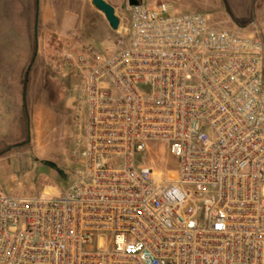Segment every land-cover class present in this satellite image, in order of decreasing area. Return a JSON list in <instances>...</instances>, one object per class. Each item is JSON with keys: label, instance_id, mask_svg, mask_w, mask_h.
I'll return each instance as SVG.
<instances>
[{"label": "built area", "instance_id": "built-area-1", "mask_svg": "<svg viewBox=\"0 0 264 264\" xmlns=\"http://www.w3.org/2000/svg\"><path fill=\"white\" fill-rule=\"evenodd\" d=\"M130 6L115 48L69 40L62 192L0 193V264H264V56L204 13ZM164 141L167 174L136 161Z\"/></svg>", "mask_w": 264, "mask_h": 264}, {"label": "rangeland", "instance_id": "rangeland-1", "mask_svg": "<svg viewBox=\"0 0 264 264\" xmlns=\"http://www.w3.org/2000/svg\"><path fill=\"white\" fill-rule=\"evenodd\" d=\"M61 1L63 0H0V126L3 124L8 129L16 128L15 131L6 132L4 140L0 137V142L3 143V147H0L3 152L0 154L1 194L31 197L44 196L48 192L54 195L63 192L66 187L60 183L56 185L54 182L57 177H50V167L43 164H61L71 159V152L77 141L73 131L76 76L65 69H56L54 58L63 52L69 40H82V33L72 35L80 26L76 17L79 0H65V7V4H59ZM111 1L115 4L117 16L126 24L129 0ZM169 1L138 0V3L149 6L154 11L159 4ZM247 1L209 0V4L206 3L200 12L206 15L212 27L234 32L231 29L233 26H252V22L258 20L256 10L252 5L248 6ZM85 2L86 7L81 11L88 22L98 26L97 34H101L103 27L100 26V16L90 9L89 0ZM38 6H42L43 19H40V10H36ZM48 11L55 17L52 22L53 17L50 18ZM36 12L38 47L32 63L36 46ZM186 12L194 13L192 9ZM258 39L264 51V32L259 33ZM89 41L94 46L101 47L100 39ZM23 50L25 53L22 62ZM25 79L26 108L22 100ZM15 103L16 111L13 109ZM20 103L22 108L18 112ZM14 144L18 146L8 149ZM145 145L147 150L136 155L137 162H144L145 166L163 174L175 168L176 163L168 156L166 142L145 141ZM60 181L64 183L63 180Z\"/></svg>", "mask_w": 264, "mask_h": 264}, {"label": "crops", "instance_id": "crops-1", "mask_svg": "<svg viewBox=\"0 0 264 264\" xmlns=\"http://www.w3.org/2000/svg\"><path fill=\"white\" fill-rule=\"evenodd\" d=\"M85 1H87V0H79V5H78L76 17L78 19V25H80V26L72 35L80 32L83 35L82 41L91 44L89 39H100L101 47H99V46H97V47H99L101 49H107V50L114 49L116 46L115 41L117 38L116 32H112L113 30H111L112 28L109 26L104 15L101 12H99L98 10H96L95 7L92 5L91 0H89L88 6L91 7L90 9L93 10V12H95L98 16H100V21H101L100 26L103 27L102 33L97 34L96 30H97L98 26L95 25L94 23L92 24L91 22H88L85 15H83L84 12L82 13V11H81L82 8L86 7ZM107 1H108V3H110L111 5H113L115 7V4L111 0H107ZM206 3L209 4V0H170L169 3H166V4L169 7L168 10L170 13L181 14V13H187L186 11L190 10V9H192V11H194V13L200 12L201 10L204 9V6L206 5ZM59 4L60 5L65 4V5H63L65 7L66 1L63 0ZM247 4H248V6L252 5V7L256 10L255 13H256V16L258 17V20L252 22V26H247L246 24L233 26L231 29L234 32H232V31L231 32L236 33V35H251L253 37L256 36L255 38H257V37L259 38V33L264 32V0H248ZM39 6H40V2H39ZM39 6L36 7V10L37 11L40 10V15H41L40 19H43L42 6L40 8H39ZM195 11H197V12H195ZM36 14L38 15V12H36ZM48 15H50L49 11H48ZM51 16L53 17V19H51V22H52L55 19V17H54V15H50V18H52ZM35 17H36V15H35ZM37 26H38V24H37ZM35 27H36V23H35ZM35 27H34V31H35ZM36 35H37V28H36ZM22 53H23L22 54V62H23L25 51L23 50ZM0 81H1V79H0ZM2 95H3V93H2ZM22 100H23V89H22ZM16 108H17V104L15 103L13 109L16 111ZM20 108H22L21 103L19 105V108L17 109L18 112H20ZM0 122H1V119H0ZM2 126H3V124H2ZM2 126H0V128H2ZM13 126H15V125H13ZM3 127H4L3 129H0L1 130V132H0L1 140H4L6 132H9V131L12 132V131H15V129H16L15 127L8 129V128H6L5 125ZM0 143H1L0 147H3V143L2 142H0ZM16 146H18V144L11 145L8 149L16 147ZM0 154H3L2 150L0 151Z\"/></svg>", "mask_w": 264, "mask_h": 264}, {"label": "water", "instance_id": "water-1", "mask_svg": "<svg viewBox=\"0 0 264 264\" xmlns=\"http://www.w3.org/2000/svg\"><path fill=\"white\" fill-rule=\"evenodd\" d=\"M91 2H92V5L95 7V9L104 15L109 26L112 28L111 30L117 31L120 27V18L116 14L115 7L113 5H111L110 3H108L107 0H91ZM129 4H130V6H133V5L138 4V1L132 2L131 0H129ZM37 24H38V15L36 14V27H35L36 46L34 47L32 63H33L34 59L36 58L37 47H38L37 37H36L37 36L36 35V28L38 27ZM31 65L29 66V68H31ZM29 68L27 69V72H28ZM26 88H27V80H25V88H23V102H24L25 108H26V101H25Z\"/></svg>", "mask_w": 264, "mask_h": 264}, {"label": "trees", "instance_id": "trees-1", "mask_svg": "<svg viewBox=\"0 0 264 264\" xmlns=\"http://www.w3.org/2000/svg\"><path fill=\"white\" fill-rule=\"evenodd\" d=\"M43 164L50 167L49 172L52 173L50 177H57V181L54 182L56 185L60 183L61 185H65L66 187L64 189H66L74 181L77 164L72 159H67L65 163L61 164H52L49 162H43ZM58 177L60 180H63L64 183L58 180Z\"/></svg>", "mask_w": 264, "mask_h": 264}, {"label": "flooded vegetation", "instance_id": "flooded-vegetation-1", "mask_svg": "<svg viewBox=\"0 0 264 264\" xmlns=\"http://www.w3.org/2000/svg\"><path fill=\"white\" fill-rule=\"evenodd\" d=\"M132 2H134V1H138V0H131ZM263 75H264V73H263Z\"/></svg>", "mask_w": 264, "mask_h": 264}]
</instances>
